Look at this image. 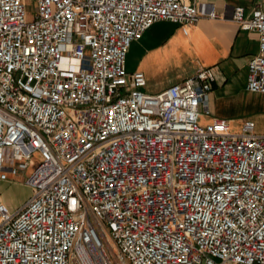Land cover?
Segmentation results:
<instances>
[{
    "label": "built area",
    "instance_id": "2783aa9c",
    "mask_svg": "<svg viewBox=\"0 0 264 264\" xmlns=\"http://www.w3.org/2000/svg\"><path fill=\"white\" fill-rule=\"evenodd\" d=\"M0 0V264H264V132L207 112L209 66L156 92L127 70L155 20L218 17L184 0ZM245 88L264 93V12Z\"/></svg>",
    "mask_w": 264,
    "mask_h": 264
},
{
    "label": "crops",
    "instance_id": "0c3cea01",
    "mask_svg": "<svg viewBox=\"0 0 264 264\" xmlns=\"http://www.w3.org/2000/svg\"><path fill=\"white\" fill-rule=\"evenodd\" d=\"M184 1L209 2L220 15L213 18L201 16L193 24L185 26V32L177 23L169 20L153 21L140 38L131 41L127 48L126 54L131 48L139 52L137 63L131 70L138 69L143 73L141 61L145 59L150 62L174 57L178 61L176 78L180 80L192 74L200 66H209L214 77L205 97L207 112L201 110L198 116L201 123L210 121L212 117L232 121L235 117L231 114L238 112L235 109L239 105L247 106L252 112L249 116L254 114L264 120V102L261 99L264 93L252 92L245 88L246 63L257 51V32L253 29L239 28L231 19V10L236 5L243 6L246 13L264 12V0ZM22 2L25 5V1L22 0ZM165 86L160 85L153 91L147 92H156ZM251 119L254 126L259 122V119ZM0 181L9 185L10 182L15 181V178L11 181ZM8 185H0V198L6 205L9 197L5 195L4 189ZM19 204L8 206V208L14 209Z\"/></svg>",
    "mask_w": 264,
    "mask_h": 264
},
{
    "label": "rangeland",
    "instance_id": "374dc122",
    "mask_svg": "<svg viewBox=\"0 0 264 264\" xmlns=\"http://www.w3.org/2000/svg\"><path fill=\"white\" fill-rule=\"evenodd\" d=\"M25 1V9L27 16L30 17L34 13V0H24ZM139 52L131 48L129 53L126 54L125 64L127 69H133L134 65L137 63ZM141 69H143V74L145 77V91H153L154 88H157L160 85H167L172 81L177 80L178 75V61L174 57H170L169 59H156L152 61L143 60L141 61ZM264 102V97H261ZM233 114L232 117H235L232 121H228L230 123L231 130H236L240 122L246 118L259 119L256 115L249 116L252 112L247 108V106L239 105ZM254 113V112H253ZM250 118V119H251ZM255 131L259 130L264 132V120L261 118L257 125L254 126ZM261 129V130H260ZM25 172H21L17 174L14 178V182L3 183L0 181V185L6 186L4 189V193L9 200H7V207L15 206L23 201L30 193V188L20 182L22 177L25 175Z\"/></svg>",
    "mask_w": 264,
    "mask_h": 264
}]
</instances>
